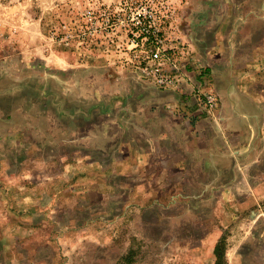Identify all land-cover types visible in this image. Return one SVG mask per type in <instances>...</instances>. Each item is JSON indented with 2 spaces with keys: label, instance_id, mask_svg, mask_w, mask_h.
<instances>
[{
  "label": "rangeland",
  "instance_id": "1",
  "mask_svg": "<svg viewBox=\"0 0 264 264\" xmlns=\"http://www.w3.org/2000/svg\"><path fill=\"white\" fill-rule=\"evenodd\" d=\"M146 6L169 18L174 89L138 69L154 47L131 43ZM185 83L214 118L237 84L264 107V0H0V264H215L222 239L226 264H264V201L238 219L128 209L137 202L119 169L135 155L150 92ZM243 126L223 164L264 174V136L254 143Z\"/></svg>",
  "mask_w": 264,
  "mask_h": 264
},
{
  "label": "crops",
  "instance_id": "2",
  "mask_svg": "<svg viewBox=\"0 0 264 264\" xmlns=\"http://www.w3.org/2000/svg\"><path fill=\"white\" fill-rule=\"evenodd\" d=\"M192 85L165 92L155 87L150 92L152 105H145L150 115L138 124L139 136L133 140L135 155L124 158L119 169L131 181L137 204L128 209L134 208L135 219H238L239 211L264 201V174L251 173L252 169L240 172L234 162V167L224 166L231 154L222 149L227 141L237 142L244 124L252 127V142L264 136L259 131L264 107L256 95L237 84L230 108L221 98L214 118L201 107ZM239 96L246 98L247 108ZM242 176H250L252 184L242 182ZM255 178L262 184L256 186ZM161 207L166 210H154Z\"/></svg>",
  "mask_w": 264,
  "mask_h": 264
},
{
  "label": "built area",
  "instance_id": "3",
  "mask_svg": "<svg viewBox=\"0 0 264 264\" xmlns=\"http://www.w3.org/2000/svg\"><path fill=\"white\" fill-rule=\"evenodd\" d=\"M142 11L143 13L140 11L132 19L133 25L140 29V35L134 34L131 43L134 48H144L148 43L154 47L141 51L144 55L142 61L139 62L138 69L144 77L151 79L159 88L174 89L179 84L180 78L167 68V64L170 62L168 53L173 50V47L172 43L170 45L167 39L162 37V30L169 18L165 21L164 17L157 13L158 11L147 8V6L142 8ZM166 17H169V13L166 14ZM206 98L209 110L213 111L217 103L216 97L208 95Z\"/></svg>",
  "mask_w": 264,
  "mask_h": 264
},
{
  "label": "trees",
  "instance_id": "4",
  "mask_svg": "<svg viewBox=\"0 0 264 264\" xmlns=\"http://www.w3.org/2000/svg\"><path fill=\"white\" fill-rule=\"evenodd\" d=\"M214 254L216 257L215 264H226L225 244L223 239L217 244Z\"/></svg>",
  "mask_w": 264,
  "mask_h": 264
}]
</instances>
